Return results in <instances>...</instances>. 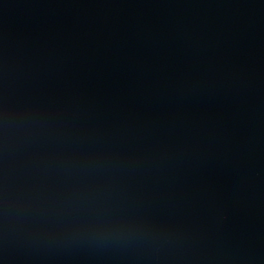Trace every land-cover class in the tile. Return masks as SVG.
I'll list each match as a JSON object with an SVG mask.
<instances>
[{
    "label": "water",
    "instance_id": "1",
    "mask_svg": "<svg viewBox=\"0 0 264 264\" xmlns=\"http://www.w3.org/2000/svg\"><path fill=\"white\" fill-rule=\"evenodd\" d=\"M0 264H264V0H0Z\"/></svg>",
    "mask_w": 264,
    "mask_h": 264
},
{
    "label": "clouds",
    "instance_id": "2",
    "mask_svg": "<svg viewBox=\"0 0 264 264\" xmlns=\"http://www.w3.org/2000/svg\"><path fill=\"white\" fill-rule=\"evenodd\" d=\"M96 227L99 228L101 232H104V231H119L125 228H129L131 226L121 223H114V222H101L97 224Z\"/></svg>",
    "mask_w": 264,
    "mask_h": 264
}]
</instances>
